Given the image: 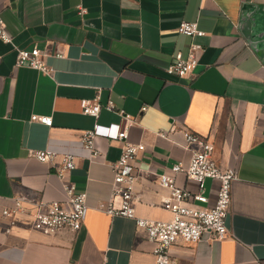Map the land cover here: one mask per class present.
<instances>
[{"label":"crops","instance_id":"0c3cea01","mask_svg":"<svg viewBox=\"0 0 264 264\" xmlns=\"http://www.w3.org/2000/svg\"><path fill=\"white\" fill-rule=\"evenodd\" d=\"M0 15L11 38L0 40L2 202L19 193L65 199L54 164L33 158L35 149L54 150L56 162L72 153L69 178L87 193L77 232L43 235L24 216L10 233L0 231V264H155L145 230L104 210L121 143L96 137L98 155L91 158L80 142L94 123L126 122L128 140L145 146L134 160L138 216L170 219L160 206L166 189L158 177L173 163L188 162L184 130L210 141L213 159L237 170L228 236L179 240L170 248L173 259L264 264V0H1ZM181 20H196L205 35L195 39L202 45L197 66L176 77L165 68L191 41L177 31ZM34 46L47 52L50 73L15 66V48ZM83 99L101 105L97 118L82 113ZM120 111L134 120L125 122ZM32 114L51 116L52 125L30 120ZM176 185L197 190L183 174ZM217 190L218 181L206 179L208 202L197 204L212 206Z\"/></svg>","mask_w":264,"mask_h":264},{"label":"built area","instance_id":"2783aa9c","mask_svg":"<svg viewBox=\"0 0 264 264\" xmlns=\"http://www.w3.org/2000/svg\"><path fill=\"white\" fill-rule=\"evenodd\" d=\"M85 12L86 9L79 6V13ZM177 31L190 37L191 41L187 53L184 55L180 51L176 52L165 70L169 75L184 77L198 64V53L202 50V45L195 39L204 36L205 32L196 20H181ZM0 40L11 43L1 15ZM15 52V66H28L46 73L52 71L44 59L47 52L37 46L30 49L15 48ZM112 107L111 102L105 105L107 109ZM100 109L101 105L97 100H81V111L85 115L97 118ZM120 114L125 122L134 120L129 114H123L122 111ZM30 120L47 126L52 125V117L47 115L32 114ZM128 125L127 122L123 125L94 123L92 128L81 131L80 142L83 148L89 151L91 158L98 155L94 147L96 137L121 143V153L112 164L111 195L104 208L105 212L109 215L132 218L137 227L145 230L147 239L152 244L151 253L155 264H179L170 253L171 246L179 240L189 244L196 243L205 234L210 240L226 238L231 187L238 178L237 170L218 164L213 159V145L210 141L189 130L182 132L184 146L190 150L188 162L177 161L171 165L170 172H162L158 177L159 185L166 189V194L160 198V206L170 212V219H151L136 215L134 188L137 169L134 160L145 146L128 140ZM30 154L39 162L54 164L66 197L64 200H43L36 194L19 193L11 198L10 204L3 203L0 197V231L10 233L20 223V217L24 216L28 218L26 224L28 228L43 235H54L61 231L77 232L87 212V193L76 191L74 182L69 178V174L76 166L75 156L66 152L60 156L59 162H56L58 154L51 149H35L31 150ZM178 174H183L186 179L194 181L197 190L177 186ZM206 179L218 181L217 195L212 206L197 204L208 202V197L204 194Z\"/></svg>","mask_w":264,"mask_h":264}]
</instances>
